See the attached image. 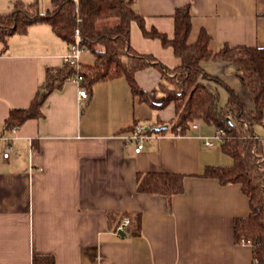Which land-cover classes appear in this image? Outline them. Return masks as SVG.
I'll list each match as a JSON object with an SVG mask.
<instances>
[{"label":"crops","instance_id":"1","mask_svg":"<svg viewBox=\"0 0 264 264\" xmlns=\"http://www.w3.org/2000/svg\"><path fill=\"white\" fill-rule=\"evenodd\" d=\"M187 3L193 15L190 42L206 29L213 50L225 43L264 47V0H136V7L147 28L172 37L175 10ZM40 7L45 12L50 0ZM131 43L170 67L181 64L173 47L145 36L137 21ZM69 47L44 21L11 35L7 46L0 41V264H33L40 255L54 257L55 264H252V245L235 239V219L251 211L242 185L199 175L207 165L234 162L221 140L205 143L218 128L198 121L186 134L171 132L175 104L153 108L134 96L125 76L97 82L87 98L69 77L55 79L43 116L4 130L11 108L31 104L48 70L64 65ZM202 66L233 87L247 108L255 107L234 64L208 59ZM136 78L151 100L165 98L157 68L140 70ZM136 122L169 124V130L153 133L136 152L125 138ZM255 129L264 145V121ZM148 171L185 173L184 192L171 200L140 192L138 173ZM111 212L141 213V233H118L110 225Z\"/></svg>","mask_w":264,"mask_h":264},{"label":"trees","instance_id":"2","mask_svg":"<svg viewBox=\"0 0 264 264\" xmlns=\"http://www.w3.org/2000/svg\"><path fill=\"white\" fill-rule=\"evenodd\" d=\"M51 7L41 11L40 0H11L10 10L0 12V41L7 46L15 33H25L35 22H48L55 33L69 44L76 41L79 29L81 45L94 54L92 63L81 62L83 84L88 90L102 80L125 76L134 96L161 109L175 104L176 116L170 121L171 132L186 134L195 122L214 125L222 130V150L233 157L231 165H207L203 177L218 179L222 184L240 183L250 199L249 215L235 219V239L246 240L253 247L252 264H264V145L255 129L264 121V47L257 45H231L225 43L220 49L210 47L211 34L200 31L196 41L190 42L192 30L191 4L178 6L175 10V34L169 36L157 28H147L144 16L136 7V0H50ZM137 21L145 36L159 38L164 46L173 47L181 64L170 67L153 53L138 51L131 43V25ZM223 60L237 67V74L248 87L255 107L247 108L240 96L221 77L207 72L203 60ZM148 67L157 68L162 75L160 87L165 93L161 102L151 100L141 87L136 73ZM76 68L65 62L56 71L48 70L46 83L39 89L27 107H13L4 122L5 131H13L31 118L43 116V105L48 94L56 87L55 79L64 80ZM172 85V87H169ZM228 92V100L221 104L219 87ZM138 122L127 127L133 130ZM151 124L150 133L163 134L168 129L158 130ZM185 173L148 171L139 172L138 190L143 193H160L169 200L185 190ZM110 213V225L117 227L124 216L131 223L126 232L141 233L142 215L127 212ZM33 264H55L50 255L35 256Z\"/></svg>","mask_w":264,"mask_h":264},{"label":"built area","instance_id":"3","mask_svg":"<svg viewBox=\"0 0 264 264\" xmlns=\"http://www.w3.org/2000/svg\"><path fill=\"white\" fill-rule=\"evenodd\" d=\"M81 37L79 29L76 30V41L70 44L69 50L67 54L64 56L65 62L73 65L76 68V71L69 76V78L80 87V96L82 98H87L89 96V91L87 87L83 84L84 75L80 71L81 67V54L85 49L81 45ZM199 124L195 122L193 127H198ZM151 127V124L148 123H138L135 128L125 136L126 140L132 141L136 144L135 150L136 152H140L144 146L145 141L152 136L153 133L148 132V129ZM15 128L14 130H16ZM222 130L220 128L217 129V132L214 136L205 137V143L207 145L213 146L217 139L222 140L221 138ZM7 139H11V137H6ZM11 144L7 146L6 151L4 152L5 157H9L11 151ZM131 223V219L129 216H124L118 226L116 227V231L120 233L121 230H126V227ZM243 243H248L246 240H243Z\"/></svg>","mask_w":264,"mask_h":264},{"label":"rangeland","instance_id":"4","mask_svg":"<svg viewBox=\"0 0 264 264\" xmlns=\"http://www.w3.org/2000/svg\"><path fill=\"white\" fill-rule=\"evenodd\" d=\"M29 1V0H28ZM31 1V0H30ZM44 1H48V0H44ZM10 2L11 0H2V3L4 4V11H7L9 10L10 8ZM42 2L43 0H40V6H42ZM6 5V6H5ZM9 6V7H8ZM7 8V9H6ZM94 54L93 52H91L89 49L85 48L83 51H82V54H81V60L84 62V63H92L94 61ZM228 98H226V96H223L221 95V104L222 105H225L226 102H227ZM216 142L219 144L220 143V140L217 139Z\"/></svg>","mask_w":264,"mask_h":264},{"label":"water","instance_id":"5","mask_svg":"<svg viewBox=\"0 0 264 264\" xmlns=\"http://www.w3.org/2000/svg\"><path fill=\"white\" fill-rule=\"evenodd\" d=\"M156 128L158 130H161V129H168L169 128V124H164V125H159V126H156ZM121 235L125 236L126 232L124 230H121L120 231Z\"/></svg>","mask_w":264,"mask_h":264}]
</instances>
